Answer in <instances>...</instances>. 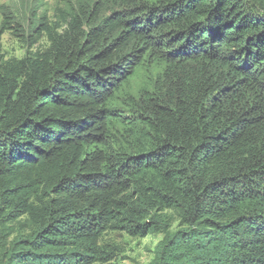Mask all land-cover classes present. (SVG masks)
Here are the masks:
<instances>
[{"label":"trees","instance_id":"16d2710c","mask_svg":"<svg viewBox=\"0 0 264 264\" xmlns=\"http://www.w3.org/2000/svg\"><path fill=\"white\" fill-rule=\"evenodd\" d=\"M123 4L0 59V264L109 262L108 231L162 233L150 264H264V0Z\"/></svg>","mask_w":264,"mask_h":264},{"label":"rangeland","instance_id":"374dc122","mask_svg":"<svg viewBox=\"0 0 264 264\" xmlns=\"http://www.w3.org/2000/svg\"><path fill=\"white\" fill-rule=\"evenodd\" d=\"M123 1L127 0H0V59H19L47 47L44 32L37 33L40 23L57 27L60 31L73 15H79L85 23L91 11L99 8L97 24L114 11H119L124 6ZM134 1L152 3L156 0ZM160 69V65L145 60L129 78L124 92L138 95L140 89L151 85ZM165 213L172 220L170 230H175L179 222L175 211L168 209ZM7 225L14 231L8 236V241L16 234L27 233L29 227L24 216ZM161 238L162 233L130 237L124 232L108 231L100 238V244L115 247L116 257L109 262L93 264H150L153 248Z\"/></svg>","mask_w":264,"mask_h":264}]
</instances>
